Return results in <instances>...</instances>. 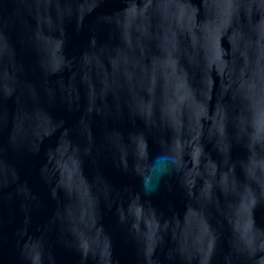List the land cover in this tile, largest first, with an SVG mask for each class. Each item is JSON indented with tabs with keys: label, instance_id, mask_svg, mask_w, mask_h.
Returning <instances> with one entry per match:
<instances>
[{
	"label": "water",
	"instance_id": "1",
	"mask_svg": "<svg viewBox=\"0 0 264 264\" xmlns=\"http://www.w3.org/2000/svg\"><path fill=\"white\" fill-rule=\"evenodd\" d=\"M0 264H264V0H0Z\"/></svg>",
	"mask_w": 264,
	"mask_h": 264
}]
</instances>
